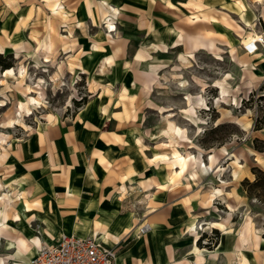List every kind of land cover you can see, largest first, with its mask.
Instances as JSON below:
<instances>
[{
    "label": "rangeland",
    "instance_id": "1",
    "mask_svg": "<svg viewBox=\"0 0 264 264\" xmlns=\"http://www.w3.org/2000/svg\"><path fill=\"white\" fill-rule=\"evenodd\" d=\"M248 32L262 38L252 56L241 45ZM200 42L205 48L192 51ZM181 56L191 66L174 70ZM0 61L11 70L0 67V198L11 204L0 256L9 252L4 238L19 237L12 219L27 204L30 173L60 168L57 139L66 141L82 111L106 105L100 128L116 172L104 190L134 222L124 238L142 236L148 212L166 199L178 259L194 242L202 254L221 244L215 264H238V254L264 264V191L247 195L241 185L254 180L252 168L264 169V152L252 147L264 140V127L253 130L264 118V0H0ZM226 74L222 98L211 85ZM193 76L210 84L204 93ZM186 95L203 98V109L186 105ZM167 112L185 136H168ZM174 149L187 155L181 166ZM158 155L162 161L148 163Z\"/></svg>",
    "mask_w": 264,
    "mask_h": 264
},
{
    "label": "crops",
    "instance_id": "2",
    "mask_svg": "<svg viewBox=\"0 0 264 264\" xmlns=\"http://www.w3.org/2000/svg\"><path fill=\"white\" fill-rule=\"evenodd\" d=\"M97 110L82 111L74 117L73 130L64 134L66 141L62 137L55 142L53 160L54 164L59 162L60 168L30 173L25 190L27 204L15 207L21 221L12 219L19 237L4 238L16 241L19 247L2 253L0 264H14L15 260L26 264L39 248L30 236L39 237L41 245H46L60 234L93 236L100 241L103 236L108 243L102 242L108 246L120 245L118 264H196L194 242V248L188 247L184 258L176 257L178 236L171 224L174 218L165 213L166 199H162V209L158 205L148 212L145 221L152 224L151 230L133 241L124 238L134 222L129 214H118V203L108 199V190H104L114 182L116 170L110 165L114 153H110L109 133L100 128L106 118L104 110L108 109L103 105ZM219 245L217 250L206 249L202 255L204 264L216 263L212 253L220 254Z\"/></svg>",
    "mask_w": 264,
    "mask_h": 264
},
{
    "label": "bare ground",
    "instance_id": "3",
    "mask_svg": "<svg viewBox=\"0 0 264 264\" xmlns=\"http://www.w3.org/2000/svg\"><path fill=\"white\" fill-rule=\"evenodd\" d=\"M105 6L110 9V10H114L112 9L106 2H104ZM58 8V7H57ZM109 28H110V31L113 30V26L112 24L110 23L109 24ZM262 40L261 36H259L258 34L256 33H246L245 35L242 36L241 38V45H243L244 48H248L249 49V52H247L249 55L252 56V54L255 52L256 50V43L260 42ZM199 41V40H198ZM202 42V41H201ZM200 42V43H201ZM199 43V42H198ZM205 44V43H204ZM207 45V44H206ZM209 45L210 44V41H209ZM208 46V45H207ZM194 48H192L194 52H197V51H200L202 50V43L201 44H196L195 46H193ZM205 48V45L204 47ZM247 54V55H248ZM107 59V57H106ZM105 61V60H104ZM106 63V62H105ZM191 66V61L189 60L188 57L186 56H181L178 60V63L174 66V70H177V71H181L182 69H186L188 67ZM105 69L107 68H104L103 66L100 67V72L101 71H104ZM6 72L10 73L11 70L10 69H6L5 70ZM106 71V70H105ZM178 76H180L179 74L177 75L176 73H171V78L174 79L177 83H178V86L180 88H184L186 86V80H184L182 77L179 78ZM167 76H164V78H166ZM229 79V74H226L224 78H221L216 80L215 83L211 86L213 87H217L219 89V94L222 95V98L223 96L225 95V93L227 92V90L225 89V87L223 86L226 81ZM193 82L195 83V85L198 87L199 91L204 93L205 90L209 87L210 84L204 82L201 78H198L196 76H193ZM199 92V93H200ZM199 97V96H198ZM225 98V97H224ZM31 101H33L32 99H30ZM184 101L186 103V105L190 106L192 105V107L194 106V109H203L202 106H204V100L203 98L199 97L198 101L196 102H192L191 101V97L190 95H186L185 98H184ZM25 109L27 111H29V107H28V104L25 103L24 105ZM190 109V108H189ZM173 113H170V112H167V114H165V116H163V119L165 120V132L168 134V136H170L171 138H174V139H179L181 136H185L186 134V130L184 128H180L178 127L175 122L172 120V117H173ZM192 119V118H191ZM171 143H175V141L173 139H170ZM172 157L174 158H177V162L178 164L181 166L186 158H187V155L186 156H181L177 150L174 149L173 153H172ZM162 155H158V156H154L153 159H149L147 160L148 163H151V164H157L158 161H162ZM197 158V157H196ZM195 159V158H194ZM200 159V158H199ZM197 162H198V159H196ZM195 160V161H196ZM194 161V162H195ZM202 165V164H201ZM201 168V167H200ZM199 168V169H200ZM198 169V168H197ZM207 170H210V167H207L205 168ZM176 174V172L172 171L171 173H169V178H171L172 176H174ZM214 193H211L208 197L209 201H211L212 199V196H213ZM7 198V197H6ZM8 199V198H7ZM11 200V199H10ZM0 207H1V210H0V214H1V219H0V231L5 228V226L7 225L8 221H9V217H8V211L10 210V207H11V204L8 200H6L5 198H0ZM15 213L13 214V219L14 220H18L19 222L21 221V216H20V212L15 209ZM33 216V215H32ZM31 216V217H32ZM228 217L229 215L227 216V219L224 221H228ZM32 220V219H31ZM29 221V220H28ZM145 224H143L144 226ZM149 227L152 228V225L150 224H147ZM221 229H223V224H221ZM151 228H149V230H151ZM148 230V231H149ZM187 232L188 233H194V224L191 223L190 226L187 228ZM251 233L253 235V238L254 240L256 241V239H258V236L257 234L255 233V228L253 227V223L252 221H250V218H246V233ZM1 234V233H0ZM140 237V236H139ZM30 241H32L35 246L37 247H41L42 245V242H41V239L39 237H34V236H30L29 237ZM101 239L102 241L108 243L107 239H105L103 236H101ZM0 244H1V235H0ZM256 244V243H255ZM41 245V246H40ZM5 246L8 250L10 249H15L17 250L18 249V243H16V241H13V240H10V239H5ZM196 246V245H195ZM195 262L196 264H203L204 262V258H203V254L201 253V249L200 248H197L195 247ZM217 253V252H216ZM118 259V257H117ZM14 264H19V262H17L16 260L15 261H12ZM238 264H245V261H244V258L242 256V254H238V260H237Z\"/></svg>",
    "mask_w": 264,
    "mask_h": 264
},
{
    "label": "built area",
    "instance_id": "4",
    "mask_svg": "<svg viewBox=\"0 0 264 264\" xmlns=\"http://www.w3.org/2000/svg\"><path fill=\"white\" fill-rule=\"evenodd\" d=\"M249 52L248 48H245ZM145 225L142 233L149 230ZM26 264H118L115 249L93 236L62 234L56 241L42 245Z\"/></svg>",
    "mask_w": 264,
    "mask_h": 264
},
{
    "label": "trees",
    "instance_id": "5",
    "mask_svg": "<svg viewBox=\"0 0 264 264\" xmlns=\"http://www.w3.org/2000/svg\"><path fill=\"white\" fill-rule=\"evenodd\" d=\"M0 67L2 69L9 68L8 65H2L1 61H0ZM263 127H264V118L261 119L256 118L254 121L253 130L254 131L261 130ZM252 147L254 150L258 152H264V140L254 138L252 140ZM251 173L254 175L253 181L250 182L248 179L245 178L241 182V185L247 195H252L253 191L257 189H262L264 191V169L261 170L259 168H252ZM262 196H264V194H262Z\"/></svg>",
    "mask_w": 264,
    "mask_h": 264
}]
</instances>
